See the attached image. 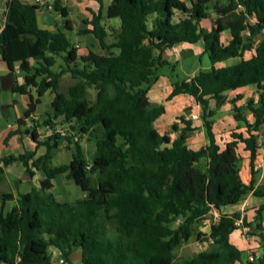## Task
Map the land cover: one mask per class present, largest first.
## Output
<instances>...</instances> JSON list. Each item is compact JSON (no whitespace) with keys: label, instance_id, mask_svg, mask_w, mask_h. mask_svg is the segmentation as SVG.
<instances>
[{"label":"trees","instance_id":"obj_1","mask_svg":"<svg viewBox=\"0 0 264 264\" xmlns=\"http://www.w3.org/2000/svg\"><path fill=\"white\" fill-rule=\"evenodd\" d=\"M28 1L5 0L0 58L10 72L18 64L25 74L24 82L9 90L28 96L23 119L35 111L47 91L53 93L52 114L38 125L53 127L60 118L67 135L53 133L39 140L36 126L22 131L23 119L9 133L8 137L29 134L36 149L44 147L46 152L37 159L35 152H25L2 160L3 166L21 163L29 177L35 169L42 178L38 189L19 195L7 212L4 205L13 196L0 194V264H53L50 248L68 263L72 252L79 250L81 264H249L241 261L242 253L229 242L239 221L259 238L258 264H264V204L252 222L240 213L220 215L207 236L195 232L210 211L235 205L248 192L264 197V185L254 189V180L249 185L241 181L237 154V143H243L250 162L255 161L256 133L264 125V0L214 5L217 18L210 32H204L199 23L207 17L211 0H112L119 24L111 28L110 43L102 25V0H95L100 9L91 12L86 22L91 29L79 35H93L104 53L89 51L85 56H78L67 38L73 28L60 0L51 4L62 19L53 31L38 26L43 6ZM225 30L231 36L227 45L221 42ZM198 42L203 44L200 57L206 56L210 67L180 79L176 66L162 55L180 44ZM247 51L253 55L243 59ZM58 58L64 65L53 72ZM233 58L240 61L216 67ZM162 70H168L172 85L166 101L188 95L201 109L208 144L199 150L187 145L194 131L191 120L179 117L183 127L174 123L171 132L163 135L153 126L164 107L152 104L147 94ZM66 73L76 82L63 93L60 79ZM249 85L259 91L256 101L251 98L238 107L237 96L230 102L233 118L247 136L233 132L232 141L221 148L212 132L215 111L226 102L224 93ZM89 89L95 92L92 99ZM209 100L215 102V110L209 109ZM95 132L99 134L94 138L95 154L88 163L73 135L91 138ZM63 141L72 147L71 161L52 168V151ZM63 174L81 189L83 198L56 201L52 181ZM105 222L111 223L115 236L107 235ZM193 236L200 243H211L212 250L177 261L175 250Z\"/></svg>","mask_w":264,"mask_h":264},{"label":"crops","instance_id":"obj_2","mask_svg":"<svg viewBox=\"0 0 264 264\" xmlns=\"http://www.w3.org/2000/svg\"><path fill=\"white\" fill-rule=\"evenodd\" d=\"M35 1L36 0H29L28 2L31 4H35ZM40 1H42L45 5H50V6L53 2V0H40ZM60 2L61 5L67 9L69 14V19L71 21V25L73 28L72 31L68 33H75L79 35L80 31L91 29L90 25H88L86 22H90L91 12L97 13L100 9V5L95 0H60ZM102 4H103L102 16L104 19L106 16V8L109 7L110 4H112V0H102ZM217 5L222 6L223 4H217ZM212 8L213 6L211 7L210 12L207 13V17L202 21H200L199 23V27L204 32H210L213 28H215V20L217 18V15L214 13ZM5 12H6L5 0H0V31L4 26ZM43 13L44 12L42 10L38 14V18H37L38 26L41 29H47L53 31L54 30L53 25L47 26L42 22L41 17ZM48 13L54 19V24H55L56 20L52 15L54 12L49 11ZM230 39L231 36L229 31L225 30L221 34L222 44L227 45ZM72 45L74 47L77 46L76 52L78 56H85L88 54L89 51H92L91 49H87V48L81 49L79 44L75 42L72 43ZM179 52H182L181 57H179ZM202 52H203L202 42H198L196 44L183 43L172 49L166 50L163 53L162 57L170 64L172 65L174 64L177 70L179 64L185 61L189 56L200 57ZM170 53H174V55H176L174 61H171L170 59L167 58V55H169ZM252 55H253V51H247L243 54V59H249ZM239 61L240 58L229 59L223 63L217 64L216 67H225V66L233 65L238 63ZM31 64L34 63L31 62ZM179 69L181 70L182 67H180ZM13 70H14L13 72H10L7 64L3 62L2 59L0 58V72H3V75L12 73L13 75L12 86L15 84L21 85L24 82L25 74L19 70L18 64H14ZM194 74L195 73L193 71L190 75L186 77V79L193 77ZM67 76L70 75L66 73L61 77L60 84L61 81ZM171 90H172V85H171V80L169 79V72L168 70H162V73L159 76L158 80L152 86V88L147 94L148 99L152 104L163 105L164 107V114L155 120L153 126L160 135H163L171 132V126L174 123H176L179 128L183 127V123L179 120V117L183 116L186 120H190L185 117L187 114L189 116L191 114L199 116V121L201 126H198L196 121L194 122L193 120H191L194 131L187 140V145L190 149L194 151L199 150L201 147H204L208 144V140L205 136L202 122L200 120L201 109L199 105L195 103L193 98L188 95H178L172 98L170 101H166V97L169 95ZM63 93H65V91ZM258 93L259 91L255 85H249L246 87H242L224 93V95L226 96V102L220 107L219 110L215 111L214 123L212 125V132L215 136L216 143L221 148H223L226 143L232 141L231 133L233 132L242 133L245 137L247 135L245 133V128L243 127L238 128L239 123L233 118V115L230 116L229 124L225 128H222L219 125L220 118L218 117V115L224 113V111H226L227 109L231 110L232 105L230 102L232 100H235L237 96H239L240 99L236 101L235 104L236 106L241 107L242 105L244 106L245 102L251 98L256 101L258 98ZM16 95H20V94L15 93V96ZM20 96L23 98V102L26 105V108L22 110L21 113L17 111L16 100H12V104H10L9 101L4 100V98L3 99L0 98V168L2 169V173L0 174V194H11L13 196V200L7 201L5 203L4 205L5 212L11 209V207L15 204V200L19 197V195L29 192L28 187H25V190L21 192H19L18 188L13 189L14 187L23 186V185L27 186L31 182V183H35L37 185V188H39V182L42 176L39 171L35 169H31L33 172V176L29 177L28 175L25 174V168L21 163L15 162L8 166H3L2 160L8 157H18L24 154L25 152H35L34 159H37L43 157L46 152V149L44 147H38L36 149V145L30 138L29 134L12 135L8 137L9 133H12L17 130L18 128L17 121L19 119H23V115L27 111V105L29 103L28 96L27 95H20ZM53 98H54V94L51 93L50 91H47L41 97L40 103L35 107V111L29 114L28 118L23 119L24 123L22 128H24L25 130V129H30L32 126H36V130L39 135V140L44 139L41 136V132H42L41 130L43 129V127L46 130L45 138L51 136L53 133L64 131V129L59 128V124H62V119L60 118L54 121L53 127H45L38 125V123H40L42 119L46 118L47 115L52 114ZM229 104L231 105V107L229 106ZM189 107L191 108L189 110V113L187 114L184 113V110L189 109ZM209 109L215 110V102L213 100H209ZM247 119L249 123L253 122V118L249 114H247ZM65 127L67 128L66 125ZM256 136H257L258 149L256 153V159L253 163L250 162V154L249 152L245 151L244 144L240 142L237 143V154L241 159V161L239 162V176L241 178V181L245 185H249L251 181L254 180L255 183L254 189L264 185V132L262 131L261 128L256 133ZM174 138H175V134H174ZM195 143L196 145L193 146V144ZM240 150H242L241 154L239 152ZM71 156H72V147L69 146L66 141L59 143L58 146L52 151V156L50 160V163L51 162L53 163V165H51L52 168L69 164V162L71 161ZM13 166L17 168L12 172L10 169ZM62 176L66 179L65 177L66 174H63L56 177L53 181H55L56 179ZM53 181H52L53 188L51 192L54 195V198L56 199V195L53 191L54 190ZM15 183H17L18 185L15 186L14 185ZM263 204H264V197L261 198L255 197L252 194V192H248L246 195L243 196V198L237 204L222 207L220 208L219 211H215V210L210 211L206 217L209 216L210 218H212L211 214H213L215 216V219L209 222L210 224L208 226V231L204 232V230L201 229L202 231L201 233L207 236L210 231V226L218 222L220 215H231L234 213H240L241 217L246 218L247 222H252L258 208ZM206 217L202 221H208L206 220ZM237 225L239 226V228L229 236V242L242 253L241 261L244 263L249 253L258 254L259 256H261L262 251H261L259 238L257 236L250 235L251 231L249 230V228L242 227L240 225V221L237 223ZM261 225L264 229V210L261 213ZM199 231L200 229L197 232ZM193 237H191V239ZM197 243L199 247H201L202 245L209 244V242L200 243L198 241ZM202 251H205V249L201 248L199 250V252ZM49 253L51 254L52 263L59 264V260L61 259L59 252H57L53 248H50ZM74 253H77L78 255L77 258L80 261V251L75 250L70 255L69 264H75L73 259Z\"/></svg>","mask_w":264,"mask_h":264},{"label":"rangeland","instance_id":"obj_3","mask_svg":"<svg viewBox=\"0 0 264 264\" xmlns=\"http://www.w3.org/2000/svg\"><path fill=\"white\" fill-rule=\"evenodd\" d=\"M228 1L229 0H211V2L207 4L208 12H210V9L212 6H214L216 4L225 5V4H227ZM52 15L56 20V27H60L62 25L61 17L56 13H53ZM118 24H119V20L116 17H114V12H113V9H111V4H110L109 7L106 8V16L102 21L103 27L107 30L108 35H107L106 41L108 43H110L113 40L111 28H117ZM66 34H67V37L69 38L70 42L71 43H74V42L78 43L79 46L81 47V49H86V48L91 49L93 52L100 54V55H102L104 53L100 49V47L98 45V41L94 38L93 35H91V34L78 35L75 33H68V32ZM175 56L176 55H174V53H170L169 55H167V58L170 59L171 61H174ZM181 56H182V52H179V57H181ZM60 65H64V64L62 62V59L58 58L56 65L52 68V71L53 72L59 71ZM180 67H182L181 70L179 69ZM209 67H210V63H209V60L206 56H202V57L189 56L185 61H183L179 64V67L176 70V74L179 76L180 79H184L188 75H190L193 71H194V73H197L199 70H207V69H209ZM1 76H4L3 72H0V77ZM75 81L76 80L72 79L70 76L65 77L61 81L60 91L66 92L67 88L70 85H72L73 83H75ZM88 94H89V98L92 99L95 95V92L92 89H89ZM0 98H2V99L4 98V100L9 101L10 104H12V100H16L17 111L20 113L22 112V110H24L26 108V105L23 102V98L20 95L15 96V93H12L9 90H2L1 87H0ZM229 106L231 107L230 104H229ZM190 109L191 108L189 107V110ZM231 115H232V110H230V109H227L226 111H224V113H221L220 115H218V117L220 118L219 119L220 120L219 125L222 128H225L229 124V120H230ZM191 116H192V114L190 116L187 114L185 117L190 119V120H193L194 122L196 121L198 126H201L200 121H199V116L196 115L197 116L196 119H192ZM213 120H214V118H213ZM179 124H180V122H179ZM59 128L65 130L66 127L63 124H59ZM43 130H44V132H43ZM22 131H24V128H22ZM41 131H42L41 132L42 138H45V133H46L45 128L43 127V129ZM98 136H99L98 132H95L94 136L91 138H89L88 136H80L79 137V143L83 146L85 157H86L88 163H90L92 161V158L95 154L96 148H95L94 138H98ZM171 136H172V138H174V134H171ZM194 145H196V143L193 144V146ZM239 152L241 154L242 150H240ZM51 165H53L52 162L50 163V166ZM16 168L17 167L13 166L10 170L13 172ZM53 182H54L53 183L54 184V190L53 191L56 195V201H58V202H73L75 200L83 198V196H84V193L81 191V189L79 187H77L72 181L66 180L63 176L59 177L58 179H56ZM14 185L16 186L18 184L15 183ZM25 187H28V189H29L28 191H30L31 189H38L37 185L35 183H31V182L27 186L26 185L18 186V187H14L13 189L18 188L19 192H21V191L25 190ZM0 205H1V201H0ZM211 217L212 218H210L209 216L206 217V220H208V221H201L198 225H196L195 232H197L199 229H200L199 232H202L201 229L204 230V232L205 231L207 232L208 226L210 224L209 222H211V221H213V219H215V216L213 214H211ZM105 227H106V233L109 237L115 236L114 230H113L110 222H105ZM201 248H204L205 251L206 250H212L213 245L211 243H209V244L202 245L201 247H199L197 241L193 237L190 241H188L187 243L183 244L182 246H180L178 249L175 250V252H174L175 258L177 261H182L184 259L191 258L197 252H199V250ZM77 257H78L77 253H74L73 259H74L75 264H80V261L78 260ZM55 262H57V261H55ZM64 264H69V263L64 261Z\"/></svg>","mask_w":264,"mask_h":264},{"label":"built area","instance_id":"obj_4","mask_svg":"<svg viewBox=\"0 0 264 264\" xmlns=\"http://www.w3.org/2000/svg\"><path fill=\"white\" fill-rule=\"evenodd\" d=\"M35 4H37L40 7L43 6V9L42 10L46 9V11H48V12L49 11H52V8H51L50 5H45L40 0H36L35 1ZM238 8L241 9L240 6ZM246 34H248V33L246 32ZM75 48L77 49V46H75ZM191 117H192V119H196L197 118L196 115H192ZM261 129L264 132V125L261 127ZM58 133H60L61 136H66L67 135V133L64 132V131H59ZM73 141L74 142H79V136L73 135ZM258 258H259V255L258 254L249 253L248 256H247L246 262L249 263V264H258ZM59 264H64V260L62 258L59 260Z\"/></svg>","mask_w":264,"mask_h":264},{"label":"water","instance_id":"obj_5","mask_svg":"<svg viewBox=\"0 0 264 264\" xmlns=\"http://www.w3.org/2000/svg\"><path fill=\"white\" fill-rule=\"evenodd\" d=\"M43 15L41 17L42 22L47 26L54 25V19L49 15L46 9L43 10ZM13 83V75L12 73H8L2 77H0V87L2 90H8L11 88Z\"/></svg>","mask_w":264,"mask_h":264}]
</instances>
